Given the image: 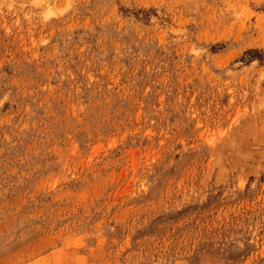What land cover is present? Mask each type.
<instances>
[{
  "label": "rangeland",
  "instance_id": "rangeland-1",
  "mask_svg": "<svg viewBox=\"0 0 264 264\" xmlns=\"http://www.w3.org/2000/svg\"><path fill=\"white\" fill-rule=\"evenodd\" d=\"M0 264H264V0H0Z\"/></svg>",
  "mask_w": 264,
  "mask_h": 264
}]
</instances>
